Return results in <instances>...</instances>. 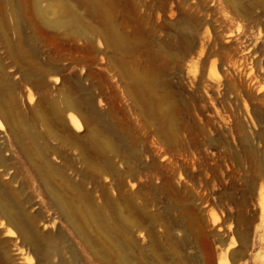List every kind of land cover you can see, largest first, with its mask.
Wrapping results in <instances>:
<instances>
[{
  "label": "rangeland",
  "instance_id": "1",
  "mask_svg": "<svg viewBox=\"0 0 264 264\" xmlns=\"http://www.w3.org/2000/svg\"><path fill=\"white\" fill-rule=\"evenodd\" d=\"M0 121V264H264V0H0Z\"/></svg>",
  "mask_w": 264,
  "mask_h": 264
},
{
  "label": "bare ground",
  "instance_id": "2",
  "mask_svg": "<svg viewBox=\"0 0 264 264\" xmlns=\"http://www.w3.org/2000/svg\"><path fill=\"white\" fill-rule=\"evenodd\" d=\"M38 9V8H37ZM43 10V9H42ZM51 10V9H50ZM44 11V10H43ZM49 12V11H48ZM41 13V12H40ZM39 13V14H40ZM43 15L45 14V12H43L42 13ZM48 14V13H47ZM46 14V15H47ZM45 16V15H44ZM59 23V22H58ZM57 24V23H56ZM60 24H62L61 22L59 23V25ZM58 25V24H57ZM65 25V24H64ZM21 62V61H20ZM54 81L57 83L58 81H59V78H55L54 79ZM67 107H68V109L69 110H73V107L71 106V105H67ZM59 116H60V114H59ZM58 118V117H57ZM61 118V117H60ZM68 119H69V121H70V123H71V125H72V127H74L77 131H81L82 130V123H81V120H80V118L76 115V113L74 114L73 113V111L72 112H70L69 113V115H68V117H67ZM4 119V118H3ZM22 122V121H21ZM20 123V122H19ZM26 125V124H25ZM1 126H2V122L0 121V128H1ZM21 126H22V124H21ZM24 126V125H23ZM26 126H24V128H25ZM27 128V127H26ZM24 129L27 133H29V131H28V129H30V128H27V129ZM25 132V133H26ZM78 133V132H77ZM30 134V133H29ZM91 139H94V141L96 142L95 144H96V146H97V148L99 149V150H101V149H103V146H102V144H100L99 142H97L96 141V139H95V136H93V135H91ZM32 141H33V138H32ZM34 142H37V141H35L34 140ZM33 145H35V144H33ZM36 146V145H35ZM37 148V147H36ZM57 200H58V198H57ZM58 202V207L60 208V210L61 211H63L62 213H67L68 214V207L67 206H65L64 204H63V202H61V201H57ZM65 203V202H64ZM70 210V209H69ZM74 214V213H73ZM78 215V214H77ZM122 216H123V214H121ZM68 216V215H67ZM70 217V216H69ZM117 218V217H116ZM69 219V218H68ZM126 219V218H125ZM79 220H80V218H79ZM118 221V220H117ZM129 222V221H128ZM136 222V221H135ZM15 223H19V221H16ZM74 223V222H73ZM82 223V222H81ZM102 223V224H101ZM15 225V224H14ZM74 225V224H73ZM79 225V224H78ZM100 225H101V232H110V228L104 223V222H100ZM129 224L127 223V221L126 220H124V219H122V221H121V223H120V227H121V229H123L124 230V233L126 232V231H128V230H126L127 229V226H128ZM20 226V225H19ZM18 226V227H19ZM22 226V225H21ZM16 228L15 229H17L18 230V232L20 233V228L18 229L17 228V226H15ZM27 227V226H26ZM130 227V226H129ZM23 228V227H22ZM28 228V227H27ZM26 228V229H27ZM79 228V227H78ZM131 228V227H130ZM99 229V228H98ZM115 229V228H114ZM129 229V228H128ZM135 229V228H134ZM79 230V229H78ZM130 230V229H129ZM16 231V230H15ZM114 231V230H113ZM116 231V230H115ZM33 232V231H32ZM117 232V231H116ZM37 233V232H36ZM115 233V232H114ZM105 234V233H104ZM103 234V235H104ZM107 234V233H106ZM111 233H109V235H110ZM11 235H14V232L13 233H11ZM21 235V234H20ZM29 235V234H28ZM28 235L26 234H24V238H23V241H24V243H29L30 241H29V239L28 238H30V237H28ZM42 235H46V234H42ZM108 235V234H107ZM112 235V234H111ZM115 235V234H114ZM27 236V237H26ZM34 236H35V234H34ZM33 236V237H34ZM128 236V235H127ZM11 237H14V236H11ZM32 237V238H33ZM105 237V236H104ZM116 239L115 240H117V242L119 243H117L118 244V247H116V251H117V253L118 254H124V253H126L125 251H127V249H128V246H127V244H126V242H123L122 241V233H120V231L114 236ZM113 237V238H114ZM22 238V237H21ZM49 238V237H48ZM47 238V239H48ZM106 238V237H105ZM110 238V237H109ZM112 238V239H113ZM50 239H52V238H50ZM50 239H49V241H50ZM111 239V238H110ZM114 240V241H115ZM48 241V240H47ZM46 241V242H47ZM112 241V240H111ZM33 242V241H32ZM38 242V241H37ZM56 242V241H55ZM225 242H227V241H225ZM35 243V242H34ZM40 243V242H39ZM50 243H51V241H50ZM58 243V242H57ZM114 243V242H113ZM128 243H130V242H128ZM23 244V243H22ZM31 244V243H30ZM33 244V243H32ZM36 245L38 244V243H35ZM43 244V243H42ZM41 244V245H42ZM47 244V243H46ZM49 244V243H48ZM53 244V243H52ZM233 244H235V243H233ZM18 245V244H17ZM34 245V244H33ZM39 245V244H38ZM41 245H39L40 247H41ZM113 245V244H112ZM223 245H225V244H223ZM29 246V245H28ZM1 247V246H0ZM32 247V246H31ZM53 247H54V245H53ZM2 248V247H1ZM0 248V249H1ZM30 248V247H29ZM35 247H33V249H34ZM50 248H52V247H50ZM19 249V248H18ZM48 248H46V250H47ZM29 250V249H28ZM31 250H32V248H31ZM51 250H48L43 256V258H45V261H46V258L47 259H51V256H52V254L54 255V254H56V252L55 253H51L50 252ZM56 251V250H55ZM6 252V251H5ZM36 252H38V249H36L35 250V256L33 255V257H31V258H29L28 259V261H29V263H40L41 262V260H43V259H41L42 257L41 256H39L40 255V253H39V255H37V253ZM41 252V251H40ZM60 252V251H59ZM8 253V252H7ZM113 253V252H112ZM128 253V252H127ZM237 253V252H236ZM60 254V253H59ZM239 254V253H238ZM29 255V254H28ZM31 255V254H30ZM233 255H235L234 253H232V256ZM125 256H126V254H125ZM41 257V258H40ZM54 257V256H53ZM56 257V256H55ZM63 257V256H62ZM65 257V256H64ZM75 257V256H74ZM123 257V255L121 256V258ZM57 258V257H56ZM4 259V258H3ZM8 259V258H7ZM55 259V258H54ZM59 259V258H58ZM125 260L124 261H121L122 262V264H127L128 263V261H130V257L128 256V254H127V256L124 258ZM5 260V259H4ZM25 260V259H24ZM52 260V259H51ZM57 260V259H56ZM119 260H121V259H119ZM119 260H117V261H119ZM123 260V259H122ZM26 262H27V260H25ZM55 261V260H54ZM65 261V260H64ZM63 261V262H64ZM78 261V260H77ZM76 261V262H77ZM58 262V261H57ZM17 264V263H16ZM42 264V263H41ZM44 264V263H43ZM68 264V263H67ZM70 264V263H69Z\"/></svg>",
  "mask_w": 264,
  "mask_h": 264
}]
</instances>
